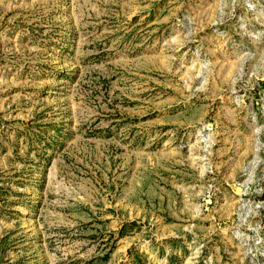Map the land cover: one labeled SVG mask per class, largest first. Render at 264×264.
<instances>
[{
  "label": "rangeland",
  "instance_id": "rangeland-1",
  "mask_svg": "<svg viewBox=\"0 0 264 264\" xmlns=\"http://www.w3.org/2000/svg\"><path fill=\"white\" fill-rule=\"evenodd\" d=\"M0 264H264V0H0Z\"/></svg>",
  "mask_w": 264,
  "mask_h": 264
}]
</instances>
